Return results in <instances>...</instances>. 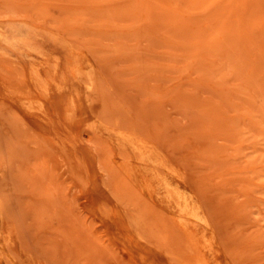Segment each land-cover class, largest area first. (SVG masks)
I'll return each mask as SVG.
<instances>
[{"label": "rangeland", "instance_id": "1", "mask_svg": "<svg viewBox=\"0 0 264 264\" xmlns=\"http://www.w3.org/2000/svg\"><path fill=\"white\" fill-rule=\"evenodd\" d=\"M0 264H264V0H0Z\"/></svg>", "mask_w": 264, "mask_h": 264}, {"label": "bare ground", "instance_id": "2", "mask_svg": "<svg viewBox=\"0 0 264 264\" xmlns=\"http://www.w3.org/2000/svg\"><path fill=\"white\" fill-rule=\"evenodd\" d=\"M88 86H89L90 88L94 86L92 80H90V81L88 82ZM145 156L147 157V156H150V155L147 154V153H144V157H145ZM171 192H172V193L176 196V198L178 199L179 205L181 206L182 210H183L187 215L190 216V212H189V209H188L187 204H186V202H185V198H184V196H183L180 192H178V191L171 190Z\"/></svg>", "mask_w": 264, "mask_h": 264}]
</instances>
